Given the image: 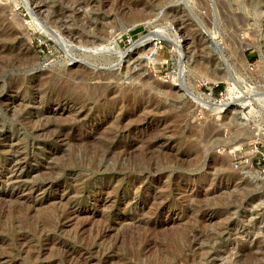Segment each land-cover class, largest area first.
Returning a JSON list of instances; mask_svg holds the SVG:
<instances>
[{"label":"rangeland","instance_id":"obj_1","mask_svg":"<svg viewBox=\"0 0 264 264\" xmlns=\"http://www.w3.org/2000/svg\"><path fill=\"white\" fill-rule=\"evenodd\" d=\"M0 7L34 61L0 73V264H264V0ZM197 45L226 80L192 70ZM58 69L92 71L80 91L106 92L57 95Z\"/></svg>","mask_w":264,"mask_h":264},{"label":"bare ground","instance_id":"obj_2","mask_svg":"<svg viewBox=\"0 0 264 264\" xmlns=\"http://www.w3.org/2000/svg\"><path fill=\"white\" fill-rule=\"evenodd\" d=\"M138 9V8H137ZM137 12L134 13V15L132 16L133 20H135L133 22V27L134 25L138 22V20H146L144 19L146 17V15H144V11H145V8H143L142 10H136ZM5 8L4 7H0V73H6L8 71H25V70H32L34 69V67H32L34 61L32 60V58L28 57L27 54L28 52H30L28 48H22V43L25 41L24 39H22V32L19 33L18 29H16L17 27V23H16V19H11L9 20L7 16H5ZM131 19V20H132ZM145 22V21H144ZM148 26V25H147ZM131 28V27H130ZM124 31V30H123ZM126 32V31H125ZM155 33V32H154ZM159 32H157L158 34ZM160 34V33H159ZM161 34L163 35V33L161 32ZM51 35V34H49ZM53 35V34H52ZM149 35V34H148ZM150 36V35H149ZM155 38L158 37L159 35H154ZM53 38V36H51ZM153 37V36H152ZM164 37V36H163ZM55 38V37H54ZM115 38V37H114ZM160 38V37H159ZM29 41L31 39H28ZM141 41L139 42V44H142L144 42H146V40H149L148 38H146L144 36V38H141L140 39ZM151 40V39H150ZM32 43V42H31ZM150 44V43H149ZM176 44V43H175ZM25 45V44H24ZM178 45V44H177ZM180 45V44H179ZM176 46L178 48V51H179V54L181 53L180 56H182V60H185V58L187 57L188 59L186 60V63H182V65H180V68L183 67V69L185 68L184 64H188L190 63L189 62V55L186 56V54L184 53L185 49H184V46L183 47H179ZM195 48V50L197 49V53H199L197 55V53H194L195 50H193ZM200 48H203V46H196V47H193V49L191 50L192 52V56L190 55V58L192 59V70L196 73H198L199 75H202V79H205L206 81L209 80L210 78H208V76L210 75H214L213 77V81L214 82H218V81H224L225 79V75L222 74L223 72L219 69V67H211L209 66V62L208 60L201 55L200 51L202 52L203 49L201 50ZM200 49V50H198ZM107 51V50H106ZM145 52V51H144ZM186 52V51H185ZM143 53V52H142ZM140 54V56L144 55L143 54ZM189 54V53H188ZM195 56H197L195 58ZM123 57V56H122ZM208 58V57H207ZM132 59V58H131ZM130 60H128L127 63H130ZM36 63V62H35ZM59 69L56 71L58 72ZM192 71V72H193ZM182 72V71H181ZM184 72V71H183ZM62 74V76H60L61 74L56 73V74H53V75H50L49 76V88L51 90V92H56L57 95H60V96H63L62 94H65V95H70L71 96H74L75 99H77L78 101H80L81 99V96L82 97H85V99H93L94 98H98L99 97V93L101 94L102 92L105 93L104 91H102L100 88H97V87H93L88 94H83L80 90H83V89H80L81 87H85L84 84L86 85V83L84 82H88L89 81H92V80H98L99 77L95 76V74L92 72V71H87V70H79V71H66V74H64L63 72H60ZM195 73V74H196ZM198 75V76H199ZM102 78V77H101ZM109 78V77H108ZM107 78V79H108ZM105 79V80H107ZM183 79V78H182ZM201 79V77H200ZM180 80V79H178ZM226 80V79H225ZM183 82H180V88L179 90L183 91L182 92H185L187 95H189L190 97H193L194 99H197L200 101V99L196 98L195 95L189 91L188 87H186V83L184 84V80H182ZM211 81V80H210ZM78 82V83H76ZM79 84V85H78ZM146 82H144L142 85H141V88H130V89H119L117 90V92L115 93L116 97L115 99L116 100H119L121 101L122 103L126 102V101H129L130 99H133L134 96H137V95H140L141 93H143L144 89L146 88ZM151 84V83H150ZM179 84V83H178ZM78 86V88H77ZM19 87V86H18ZM152 87V86H151ZM103 88V87H102ZM105 89V88H104ZM101 90V91H100ZM159 90V89H157ZM88 91V90H87ZM156 91V90H155ZM86 92V91H85ZM161 92V90H160ZM159 92V93H160ZM102 93V94H103ZM167 93V92H165ZM144 94V93H143ZM171 94V93H170ZM114 95V94H113ZM112 95V96H113ZM165 95V94H164ZM201 95V94H200ZM183 96H185V94L183 93ZM114 97V96H113ZM199 97V96H198ZM100 98V97H99ZM140 98V97H139ZM149 99V98H148ZM209 99V98H208ZM196 100V101H197ZM81 101H85V100H81ZM131 101V100H130ZM206 102V101H205ZM201 103V102H200ZM210 103V102H209ZM118 104V103H117ZM205 104V103H203ZM206 105V104H205ZM165 111V110H164ZM181 116V115H180ZM48 119V118H46ZM45 119V120H46ZM47 124V123H46ZM31 125H34V124H31ZM206 125V124H205ZM217 125V124H216ZM216 125H212V126H208L206 127V130L204 131L207 132L208 136L212 135L214 132H213V128L212 127H216ZM224 126V125H223ZM202 129V128H201ZM204 129H205V126H204ZM48 130V127L45 125V124H41L40 125V128H39V131L41 132H44V131H47ZM59 130V129H58ZM217 131V130H216ZM220 131V130H219ZM218 132V131H217ZM214 133L217 134L218 136V133ZM126 134V133H125ZM220 134V133H219ZM205 135V134H204ZM212 135V136H214ZM107 136V135H106ZM105 136V137H106ZM207 136V137H208ZM220 136V135H219ZM249 136V135H248ZM51 137H53L54 140H62L63 141H67L68 137H66L62 131H58V132H55L53 135L51 134ZM108 138V137H107ZM72 139V138H71ZM70 139V140H71ZM105 139V138H104ZM249 141L252 142V139L256 140V138L254 136H249L247 138ZM69 140V142H70ZM58 141V140H57ZM254 142V141H253ZM105 149H112V148H116L115 144L113 143H109L108 139H105L103 144ZM113 145V146H111ZM100 146V145H99ZM102 146V147H103ZM123 150V149H122ZM147 151V150H145ZM148 152V151H147ZM115 153V152H114ZM125 153V152H124ZM168 156V155H167ZM223 163V162H222ZM220 164V163H219ZM139 165V164H138ZM212 166V165H211ZM214 167V166H213ZM219 167V166H218ZM212 168V167H211ZM225 168V166L223 167ZM222 168V170H223ZM221 169V168H220ZM226 170V169H224ZM227 171V170H226ZM256 174V177L257 178H260V180L262 179V176H260L259 174L255 173ZM227 176H229V174H226ZM242 188H248V184L247 183H243L241 184ZM237 190V189H236ZM234 191V190H233ZM231 192V191H230ZM240 192V191H239ZM237 192V193H239ZM241 194V193H240ZM1 199V198H0ZM17 209V208H16ZM29 247V246H28ZM178 252V251H177Z\"/></svg>","mask_w":264,"mask_h":264},{"label":"built area","instance_id":"obj_3","mask_svg":"<svg viewBox=\"0 0 264 264\" xmlns=\"http://www.w3.org/2000/svg\"><path fill=\"white\" fill-rule=\"evenodd\" d=\"M157 44V43H156ZM160 44V43H159Z\"/></svg>","mask_w":264,"mask_h":264}]
</instances>
